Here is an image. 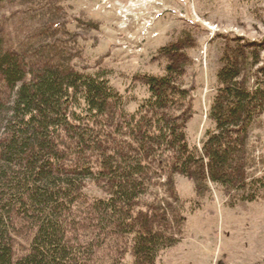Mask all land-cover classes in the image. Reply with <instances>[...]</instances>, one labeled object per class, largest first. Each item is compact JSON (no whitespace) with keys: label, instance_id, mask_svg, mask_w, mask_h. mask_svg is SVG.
Masks as SVG:
<instances>
[{"label":"trees","instance_id":"1","mask_svg":"<svg viewBox=\"0 0 264 264\" xmlns=\"http://www.w3.org/2000/svg\"><path fill=\"white\" fill-rule=\"evenodd\" d=\"M183 75L171 61L145 77L149 97L129 113L107 78L28 69L0 37V264H126L124 253L109 256L121 237L133 264H156L178 234L175 215L144 201L157 182L201 172L223 186L257 183L244 148L264 89H247L225 64L208 115L215 128L198 151L186 133L195 86Z\"/></svg>","mask_w":264,"mask_h":264},{"label":"rangeland","instance_id":"2","mask_svg":"<svg viewBox=\"0 0 264 264\" xmlns=\"http://www.w3.org/2000/svg\"><path fill=\"white\" fill-rule=\"evenodd\" d=\"M0 37L28 69L107 78L129 113L149 97L145 77L164 75L172 61L184 87L195 86L186 133L198 151L215 128L208 115L225 64L237 65L247 89H264V0H0ZM244 150L256 184L223 186L201 172L157 182L144 201L175 215L178 234L156 264H264V107ZM129 241L121 237L110 258L124 253L133 264Z\"/></svg>","mask_w":264,"mask_h":264}]
</instances>
